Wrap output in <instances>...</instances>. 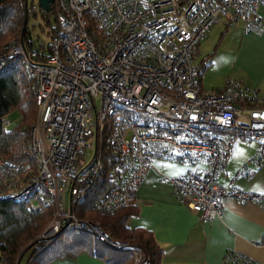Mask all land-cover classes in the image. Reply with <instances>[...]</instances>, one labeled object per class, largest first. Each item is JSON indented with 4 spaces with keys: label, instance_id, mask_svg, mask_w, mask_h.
<instances>
[{
    "label": "built area",
    "instance_id": "built-area-1",
    "mask_svg": "<svg viewBox=\"0 0 264 264\" xmlns=\"http://www.w3.org/2000/svg\"><path fill=\"white\" fill-rule=\"evenodd\" d=\"M53 3L46 60L37 62V50L21 40L0 56L2 69L16 63L30 79L36 107L26 144L33 169L0 159V200L29 201L33 212L52 203L55 213L40 238L68 226L122 246L76 217L72 203L104 173L111 188L92 211L123 209L130 191L162 161L187 167L167 183L199 221L219 214L225 199L264 208V194L217 183L233 141L255 145L234 178L246 176L249 165L264 167V97L236 81L203 93L192 63L196 46L220 18L238 20L242 33L261 32L257 10L264 0ZM0 126L13 128L4 118ZM224 263L253 264L234 252ZM133 264L149 262L134 252Z\"/></svg>",
    "mask_w": 264,
    "mask_h": 264
},
{
    "label": "trees",
    "instance_id": "trees-1",
    "mask_svg": "<svg viewBox=\"0 0 264 264\" xmlns=\"http://www.w3.org/2000/svg\"><path fill=\"white\" fill-rule=\"evenodd\" d=\"M32 10L33 7H28L27 0H0L1 57L11 41L21 40L24 48L37 50V62L46 60L48 44L34 43L29 37L27 20L29 14H33ZM39 13L47 26L48 18L52 17V26H49L46 33L49 37L55 28L54 3L49 13ZM25 16L26 24L23 28ZM233 20L227 18L212 51L196 66L199 85L202 74L211 64L210 58L218 49ZM4 62L6 64V60L1 59L0 64L3 65ZM12 111L18 112L19 122L9 131L0 126V159L11 164L25 165L30 170L33 165L28 157L26 144L35 120L36 107L31 81L16 63L4 69L0 66V120ZM85 187V198L72 201L75 215L99 229L107 236L108 241L124 245L112 246L91 231L68 226L59 228L52 236L40 238L39 235L55 213L52 203L45 201L38 211L33 212L28 210L29 201L0 200V264H48L54 260H72L80 255L96 259L102 264H133L134 252L149 264H161L163 251L151 233L140 228L129 230L127 227L128 220L138 216L134 191H130L126 207L109 215H99L92 211V207L109 192L110 182L102 173ZM78 205L81 207L76 209Z\"/></svg>",
    "mask_w": 264,
    "mask_h": 264
},
{
    "label": "crops",
    "instance_id": "crops-1",
    "mask_svg": "<svg viewBox=\"0 0 264 264\" xmlns=\"http://www.w3.org/2000/svg\"><path fill=\"white\" fill-rule=\"evenodd\" d=\"M257 13L264 24V6L259 7ZM236 39L235 46L225 53L228 56L227 63L237 68L239 75L236 81L256 90L262 98L264 28L258 33L239 32ZM202 41L196 46L192 59L198 53ZM221 50L215 52L211 63L213 67ZM236 142L241 145H234ZM236 142L231 143L223 171L217 176V183L222 186L231 183L239 191L264 194V167L249 165L246 176L234 178L238 168L251 159L255 152L253 143ZM187 170V167L180 164L155 161L153 168L133 190L138 216L128 220V229L140 228L151 233L163 251L161 264H225L224 257L232 252L246 257L253 264H264V208L253 203L239 204L225 199L219 214L199 221L196 212L178 202L167 183V179L183 175ZM48 264L102 263L80 255L72 260L60 259Z\"/></svg>",
    "mask_w": 264,
    "mask_h": 264
},
{
    "label": "rangeland",
    "instance_id": "rangeland-1",
    "mask_svg": "<svg viewBox=\"0 0 264 264\" xmlns=\"http://www.w3.org/2000/svg\"><path fill=\"white\" fill-rule=\"evenodd\" d=\"M28 7H33V14H29L27 20V29L29 32L30 40L34 43H49V37H47L46 33L49 31V26H52V17L48 18V24L45 23L43 18L41 17L36 0H27ZM227 22V18H220L216 23H214L210 28V31L207 32V37L203 39L200 43V48H198V53L193 56L192 63L194 66H197L203 58H205L209 53L212 51L216 40L218 38L219 33L222 31L224 25ZM239 32L242 33V26L238 20L231 21L230 27L228 28L223 40L219 45V49H223L218 52L216 56V63H214V67L212 64L204 71L202 74V83L201 88L202 92L211 93L216 91V89H221L224 86V83L227 81H236L238 79V70L236 67L231 66L228 61V56L225 54L227 50H230L233 46H235L237 42V36ZM226 48V49H224ZM217 49V50H219ZM216 50V51H217ZM215 53L210 58L211 63L213 62V58ZM238 82V81H236ZM200 88V89H201ZM4 119L9 123L11 126H16L19 122V114L16 111H12L8 115L4 117ZM238 141V140H236ZM234 141V143L236 142ZM234 145H241L240 142H236ZM65 200L67 202V195H65ZM76 206V209H79ZM75 211V209H74ZM76 216V215H75ZM77 217V216H76Z\"/></svg>",
    "mask_w": 264,
    "mask_h": 264
},
{
    "label": "water",
    "instance_id": "water-1",
    "mask_svg": "<svg viewBox=\"0 0 264 264\" xmlns=\"http://www.w3.org/2000/svg\"><path fill=\"white\" fill-rule=\"evenodd\" d=\"M54 0H36V4L37 7L40 11L44 12V13H49L50 9H51V5L53 3ZM25 5V4H24ZM26 24V16L24 17V22H23V28L25 27ZM22 28V31H23ZM21 31V32H22ZM22 34V33H21ZM99 230H97L98 232ZM99 235H101L100 231L98 232Z\"/></svg>",
    "mask_w": 264,
    "mask_h": 264
},
{
    "label": "flooded vegetation",
    "instance_id": "flooded-vegetation-1",
    "mask_svg": "<svg viewBox=\"0 0 264 264\" xmlns=\"http://www.w3.org/2000/svg\"><path fill=\"white\" fill-rule=\"evenodd\" d=\"M39 10V9H38ZM40 11V10H39Z\"/></svg>",
    "mask_w": 264,
    "mask_h": 264
}]
</instances>
